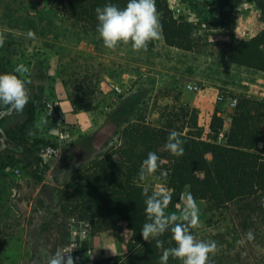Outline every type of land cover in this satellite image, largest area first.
Wrapping results in <instances>:
<instances>
[{"label": "rangeland", "instance_id": "obj_1", "mask_svg": "<svg viewBox=\"0 0 264 264\" xmlns=\"http://www.w3.org/2000/svg\"><path fill=\"white\" fill-rule=\"evenodd\" d=\"M169 4L180 9L177 16L192 23L196 37H201L195 51L167 46L162 31L153 49L133 51L130 44H119L111 50L99 36L71 28L53 0H0V36L4 39L0 68L12 72L25 65L31 81L28 89L41 103L58 93L71 102L75 89L83 88L88 95L86 103L93 108L82 111V121L69 125V137L57 143L59 157L43 150L50 170L42 182L35 181L23 165L14 170L0 165V264H48L58 249L72 251L76 264L110 258L104 256L101 238L93 240L91 251L82 252L88 235L85 223L68 219L60 201L70 181L119 146L121 137L111 131L113 115H130L132 123L143 119L161 126L167 115H182L179 109L184 107L195 112L198 129L208 137L214 115L225 113L224 126L229 127L232 120V112L220 108L218 96L222 93L264 101V73L229 64L222 50V42L231 34L243 40L245 33L253 37L261 31L256 6L246 0H170ZM223 17L233 18L225 21L224 29L215 26ZM105 68L110 75H103ZM108 80L122 85L123 94L112 92ZM190 82L204 85L201 93L190 95L196 100L194 107L180 101ZM38 121L37 116L35 128L45 138ZM106 134L112 135V141L105 150L87 149V138ZM70 150L76 161L66 158ZM145 183L154 190L166 187L155 175L147 176ZM176 204L177 200L166 212L179 215ZM197 204L201 226L192 234L219 246V251L210 255V264H264V212L215 210L206 202ZM249 231L254 235L251 242L245 239ZM241 239L245 243L237 244Z\"/></svg>", "mask_w": 264, "mask_h": 264}, {"label": "trees", "instance_id": "obj_2", "mask_svg": "<svg viewBox=\"0 0 264 264\" xmlns=\"http://www.w3.org/2000/svg\"><path fill=\"white\" fill-rule=\"evenodd\" d=\"M53 1L71 28L96 36L99 34L95 9L108 3L123 8L127 3V0ZM169 1L156 0L163 40L169 47L193 52L198 48L201 37H196L192 23L170 9ZM246 1L259 10L263 27L247 40H237L231 34L222 42V50L229 64L264 73V0ZM226 20L233 18L223 17L215 26L224 27ZM154 47L155 40L149 43L148 49ZM3 73L10 72L0 68V74ZM110 74L108 68L103 69V75ZM29 95L30 102L23 112H12L0 120V128L7 135L6 148L0 153V165L8 170L23 165L35 181L42 182L50 170L42 155L43 150L57 146V142L41 137L35 128L37 116L44 111L45 105L34 92L29 91ZM87 97L85 89H75L71 96L75 112L93 110L91 103H86ZM3 111L7 110L0 108V115ZM179 111L182 115H167L161 126L147 124L142 122L143 119L132 123L130 115H113L111 131L121 137L119 146L108 150L82 170L62 192V212L68 219L85 223L88 231L82 252L91 251L93 240L104 233L113 235L121 246L119 255L95 264H111V261L113 264H160L163 249L157 248L155 239L148 242L141 236L142 225L146 222L143 189L147 187L149 195L154 189L145 183L147 177L140 180L138 173L149 152L160 157V168L154 175L172 191V203L168 209L182 193L188 191L196 202H206L215 210L231 211L234 208L252 213L264 212V146H260L264 145V101L240 98L222 142L218 139V134L224 129L222 117L217 114L212 117L211 135L205 137L197 127L195 112L184 107ZM172 130L181 133L184 140L183 156H173L164 148ZM2 137L0 132V139ZM86 141L88 150L102 151L112 141V135H102L97 139L89 137ZM66 154L68 161H76L73 151ZM159 239L164 241V248L175 246L170 242V231ZM168 264H181V261L170 257Z\"/></svg>", "mask_w": 264, "mask_h": 264}, {"label": "clouds", "instance_id": "obj_3", "mask_svg": "<svg viewBox=\"0 0 264 264\" xmlns=\"http://www.w3.org/2000/svg\"><path fill=\"white\" fill-rule=\"evenodd\" d=\"M98 21L97 32L103 45L115 50L119 44L131 45L133 51H147L148 45L161 36V24L156 8V0H127L126 6L121 8L116 4L108 3L95 9ZM29 36L33 34L28 33ZM4 39L0 36V47ZM29 69L20 64L12 72L0 74V108L8 112H23L30 102L28 84ZM31 134V133H30ZM184 140L181 133L170 131L164 145L171 155L180 157L184 154ZM160 157L155 152H149L142 161L139 179L154 175L160 168ZM162 175H166L162 173ZM145 200L146 222L142 225L141 236L144 241L155 239L157 248H162L160 264H168L170 257L181 261V264H210V255L219 251L216 241L198 240L192 230L201 226L199 207L194 196L188 192L181 194L177 199L176 207L179 215L167 213L172 203V191L166 187H159L149 195L147 187L143 189ZM171 232V241L174 247L164 248V241L159 239L165 232ZM245 239L254 240L251 231ZM245 239L237 241L243 245ZM72 251L58 249L52 255L48 264H76Z\"/></svg>", "mask_w": 264, "mask_h": 264}, {"label": "built area", "instance_id": "obj_4", "mask_svg": "<svg viewBox=\"0 0 264 264\" xmlns=\"http://www.w3.org/2000/svg\"><path fill=\"white\" fill-rule=\"evenodd\" d=\"M170 9L177 15V13H180V9L173 7L172 5H170ZM203 26L206 27V24L203 23ZM224 29V27H223ZM245 36L243 40H247L252 38L249 34L245 33ZM107 87L114 92L117 95H121L124 92V89L122 87V85L118 84L117 82L114 81H110L108 80L107 82ZM204 85L202 83L199 82H190L186 85V90L194 93V94H198L201 93L203 91ZM218 101L221 105H225V108L229 111V112H233L236 107L238 106L239 103V99L238 97L235 96H231L229 94L226 93H222L221 95L218 96ZM45 109L44 111L38 115L39 117V121L40 123L43 122H50L52 120H54V127L55 130L57 131V143H62L64 142L69 135L66 134L65 132V128L63 126V117H62V110H61V105L60 102L58 101V99L54 98V97H48L45 101ZM264 129V127H263ZM228 132V130L226 128H224L222 131H220V133L218 134V139L220 142H222L225 139V135ZM260 146H264L263 144ZM48 154L51 155L52 157H59L60 156V149L57 146L51 147L48 149ZM183 194V193H182ZM114 261H111V264H113Z\"/></svg>", "mask_w": 264, "mask_h": 264}, {"label": "crops", "instance_id": "obj_5", "mask_svg": "<svg viewBox=\"0 0 264 264\" xmlns=\"http://www.w3.org/2000/svg\"><path fill=\"white\" fill-rule=\"evenodd\" d=\"M194 93H191L186 90L185 87V94L181 96L180 101L185 106L194 107L196 106V100L190 96ZM54 98L58 99L61 105V110L63 112V126L65 128V132L68 129L69 125H73L74 123H77L79 121H82L84 118V113L81 112H75L74 108L68 98L63 97L62 93H58L57 95L53 96ZM220 108L225 109V105H220ZM219 116L225 117V113H218ZM39 126L41 128V132L43 133V136L47 138L48 140H52L53 142H57V131L54 127V120L50 122H43L40 123L38 121ZM227 130H229V127L227 125L224 126ZM67 134V132H66ZM101 246L104 251V256L115 257L119 255L121 252L118 249V245L114 240L113 235L104 233L101 235Z\"/></svg>", "mask_w": 264, "mask_h": 264}, {"label": "water", "instance_id": "obj_6", "mask_svg": "<svg viewBox=\"0 0 264 264\" xmlns=\"http://www.w3.org/2000/svg\"><path fill=\"white\" fill-rule=\"evenodd\" d=\"M12 114V112H8V111H3L0 115V120L2 117L6 116V115H10ZM0 132L2 133L3 137L0 139V141L2 142V145L0 146V152H2L5 148V141L7 139V135L5 134V132L2 130V128H0Z\"/></svg>", "mask_w": 264, "mask_h": 264}]
</instances>
